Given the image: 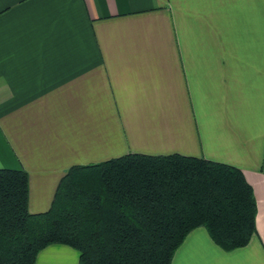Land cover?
Wrapping results in <instances>:
<instances>
[{"label":"crops","instance_id":"crops-1","mask_svg":"<svg viewBox=\"0 0 264 264\" xmlns=\"http://www.w3.org/2000/svg\"><path fill=\"white\" fill-rule=\"evenodd\" d=\"M181 154L241 170L256 232L204 227L170 264H264V0H0V168L46 211L72 165ZM65 244L35 264H78Z\"/></svg>","mask_w":264,"mask_h":264},{"label":"trees","instance_id":"trees-1","mask_svg":"<svg viewBox=\"0 0 264 264\" xmlns=\"http://www.w3.org/2000/svg\"><path fill=\"white\" fill-rule=\"evenodd\" d=\"M256 201L240 169L181 154L129 153L72 165L50 207L28 210V176L0 168V264H35L54 243L78 264H170L187 234L204 227L225 251L256 232Z\"/></svg>","mask_w":264,"mask_h":264}]
</instances>
